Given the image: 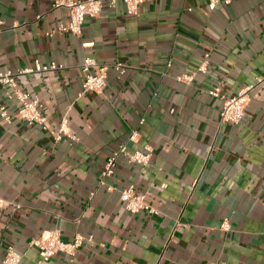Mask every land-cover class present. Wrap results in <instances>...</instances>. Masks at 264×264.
<instances>
[{
    "label": "crops",
    "instance_id": "0c3cea01",
    "mask_svg": "<svg viewBox=\"0 0 264 264\" xmlns=\"http://www.w3.org/2000/svg\"><path fill=\"white\" fill-rule=\"evenodd\" d=\"M53 2L0 0V72L64 66L17 77L44 105L47 131L0 118V264L9 245L21 264H41L29 244L47 231L93 240L42 264H264V85L238 125L222 122L224 101L209 95L220 87L231 98L264 73V0H223L216 10L208 0H154L138 18L106 4L81 36H49L70 22ZM86 58L126 74L111 68L105 91L87 92ZM184 74L194 81L179 82ZM0 106L18 110L1 85ZM64 119L79 141L56 140ZM122 144L150 147L149 165L122 157L104 178ZM130 186L158 214L129 213L121 192Z\"/></svg>",
    "mask_w": 264,
    "mask_h": 264
},
{
    "label": "built area",
    "instance_id": "2783aa9c",
    "mask_svg": "<svg viewBox=\"0 0 264 264\" xmlns=\"http://www.w3.org/2000/svg\"><path fill=\"white\" fill-rule=\"evenodd\" d=\"M151 1L154 0H54V9L65 8L70 12V22L67 25L60 26L56 32H52L49 36H53L55 33H71L75 36H81L86 18H98L101 16L106 4L115 7L119 2H122L125 5L128 16L138 18L141 15V7ZM222 2L223 0H208V6L210 10H216ZM224 3L230 4V1H225ZM0 25H3L1 18ZM84 46L87 47L89 44ZM209 58L210 55L205 56L197 70L198 72L205 74L208 72ZM111 68L118 73L119 77H123L126 74V67L120 63L109 66L107 64H99L95 59L86 58L80 66L84 78L83 89L87 92L102 94L108 87ZM63 69L64 66L56 63L43 66L37 62L36 68L34 69L20 70L17 73L11 71L0 72V85L7 89V98L18 104L17 113L14 115L5 106H0V118L3 123L11 125L15 119H19L30 126H37L47 131V117L45 116L44 105L39 98H32L30 94L19 89L17 77L35 72L54 74ZM194 77V74H184L178 77V81L191 84L194 81ZM261 85H264V73L255 76L252 83L243 87L238 94L231 98L224 97L220 87L211 90L209 92L210 96L221 98L224 101V107L221 112L222 122L234 125L240 124L246 115L252 93ZM143 122L144 120L141 121V123ZM139 138L138 131H133L130 135L131 142L138 143ZM64 139H70L73 142L79 141V138L72 134L67 119L63 120L56 137L58 142ZM122 157L129 163L146 167L150 163L152 149L146 147L145 152L135 151L134 153H130L127 150V145L122 144L107 160L103 171L104 178L112 177L115 174L119 159ZM121 201L124 203L126 210L131 214H140L143 212L151 215L158 214L156 210L152 209L146 203L145 196L136 193L134 186H130L121 192ZM7 204L8 202L0 196V212ZM221 228L225 232L231 231V224L228 219L224 220ZM87 240L92 241L93 237L86 238L78 235L74 241L67 242L63 240L59 231H47L39 239H32L29 245L30 247L38 249L41 257L40 263L42 264L49 262L57 254H65L74 258ZM21 261L22 255L13 246H7L1 264H21Z\"/></svg>",
    "mask_w": 264,
    "mask_h": 264
}]
</instances>
